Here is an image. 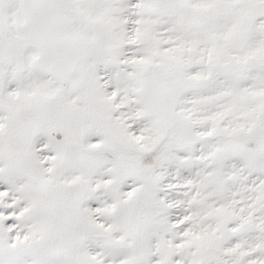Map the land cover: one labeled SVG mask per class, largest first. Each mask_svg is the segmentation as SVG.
Wrapping results in <instances>:
<instances>
[{
    "label": "snow or ice",
    "instance_id": "obj_1",
    "mask_svg": "<svg viewBox=\"0 0 264 264\" xmlns=\"http://www.w3.org/2000/svg\"><path fill=\"white\" fill-rule=\"evenodd\" d=\"M0 264H264V0H0Z\"/></svg>",
    "mask_w": 264,
    "mask_h": 264
}]
</instances>
